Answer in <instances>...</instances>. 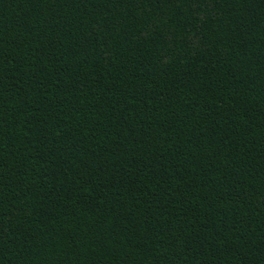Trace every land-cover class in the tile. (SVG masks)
I'll list each match as a JSON object with an SVG mask.
<instances>
[{
  "label": "trees",
  "instance_id": "trees-1",
  "mask_svg": "<svg viewBox=\"0 0 264 264\" xmlns=\"http://www.w3.org/2000/svg\"><path fill=\"white\" fill-rule=\"evenodd\" d=\"M0 264H264V0H0Z\"/></svg>",
  "mask_w": 264,
  "mask_h": 264
}]
</instances>
